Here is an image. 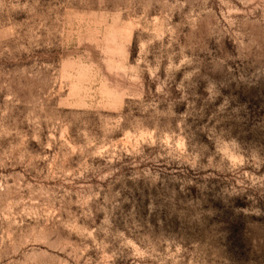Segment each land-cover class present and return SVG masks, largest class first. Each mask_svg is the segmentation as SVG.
Listing matches in <instances>:
<instances>
[{
  "label": "rangeland",
  "instance_id": "1",
  "mask_svg": "<svg viewBox=\"0 0 264 264\" xmlns=\"http://www.w3.org/2000/svg\"><path fill=\"white\" fill-rule=\"evenodd\" d=\"M0 264H264V0H0Z\"/></svg>",
  "mask_w": 264,
  "mask_h": 264
}]
</instances>
